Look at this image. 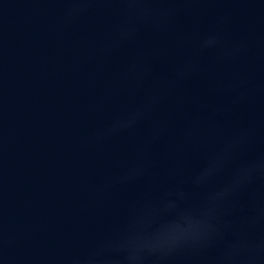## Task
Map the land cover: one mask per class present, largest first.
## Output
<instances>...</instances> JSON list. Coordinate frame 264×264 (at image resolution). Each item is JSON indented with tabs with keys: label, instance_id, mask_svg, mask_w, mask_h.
I'll return each instance as SVG.
<instances>
[{
	"label": "water",
	"instance_id": "water-1",
	"mask_svg": "<svg viewBox=\"0 0 264 264\" xmlns=\"http://www.w3.org/2000/svg\"><path fill=\"white\" fill-rule=\"evenodd\" d=\"M264 0H0V264H99Z\"/></svg>",
	"mask_w": 264,
	"mask_h": 264
}]
</instances>
